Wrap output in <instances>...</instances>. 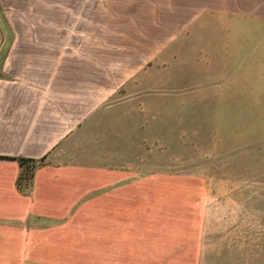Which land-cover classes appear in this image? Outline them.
<instances>
[{
    "label": "rangeland",
    "instance_id": "obj_1",
    "mask_svg": "<svg viewBox=\"0 0 264 264\" xmlns=\"http://www.w3.org/2000/svg\"><path fill=\"white\" fill-rule=\"evenodd\" d=\"M186 1L0 0V68L13 47L71 59L105 113L71 156L141 192L120 260H102L95 208L0 246V264H264V5L225 17Z\"/></svg>",
    "mask_w": 264,
    "mask_h": 264
},
{
    "label": "crops",
    "instance_id": "obj_2",
    "mask_svg": "<svg viewBox=\"0 0 264 264\" xmlns=\"http://www.w3.org/2000/svg\"><path fill=\"white\" fill-rule=\"evenodd\" d=\"M183 4L213 6L221 16L250 18L253 13L246 7L264 5V0ZM12 50L0 68V246L24 247L31 242V230L49 229L45 222L56 227L67 215H75L70 220L76 222L77 215H91L98 208L103 222L102 260H120L126 243L127 198L139 199L141 192L135 184L127 189L123 168L95 164L92 149L86 148L91 155L86 162L71 156L80 136L92 132L95 117L105 114L94 113L93 93L88 92L93 83L78 76L71 59L47 61L44 48L34 62L18 61ZM1 52L2 47L0 56ZM79 97L85 104L79 106ZM1 157L45 158L46 163L23 193L17 187L19 164Z\"/></svg>",
    "mask_w": 264,
    "mask_h": 264
},
{
    "label": "trees",
    "instance_id": "obj_3",
    "mask_svg": "<svg viewBox=\"0 0 264 264\" xmlns=\"http://www.w3.org/2000/svg\"><path fill=\"white\" fill-rule=\"evenodd\" d=\"M2 159H7L11 161H16L20 167V175L17 180V187L23 193H27L33 183L35 171L44 166L46 159H31L24 157H1Z\"/></svg>",
    "mask_w": 264,
    "mask_h": 264
}]
</instances>
